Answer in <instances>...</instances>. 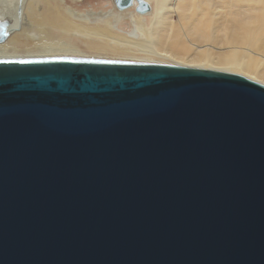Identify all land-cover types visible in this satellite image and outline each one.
Returning <instances> with one entry per match:
<instances>
[{
	"label": "water",
	"instance_id": "95a60500",
	"mask_svg": "<svg viewBox=\"0 0 264 264\" xmlns=\"http://www.w3.org/2000/svg\"><path fill=\"white\" fill-rule=\"evenodd\" d=\"M0 264H264V85L0 57Z\"/></svg>",
	"mask_w": 264,
	"mask_h": 264
},
{
	"label": "bare ground",
	"instance_id": "6f19581e",
	"mask_svg": "<svg viewBox=\"0 0 264 264\" xmlns=\"http://www.w3.org/2000/svg\"><path fill=\"white\" fill-rule=\"evenodd\" d=\"M83 1L0 0V57L171 63L264 85V0H106L90 7L99 13Z\"/></svg>",
	"mask_w": 264,
	"mask_h": 264
},
{
	"label": "rangeland",
	"instance_id": "374dc122",
	"mask_svg": "<svg viewBox=\"0 0 264 264\" xmlns=\"http://www.w3.org/2000/svg\"><path fill=\"white\" fill-rule=\"evenodd\" d=\"M106 0H84L82 2V5L81 6H78V8H82V9H87V8H90L91 6H94V5H97V3L100 4V2H105ZM106 2H110V0H107ZM112 8V7H111ZM110 8V9H111ZM92 8H90L89 10H91ZM80 12V11H78ZM93 12V11H92ZM83 13H86V12H83ZM96 13H99V12H96ZM91 55V54H90Z\"/></svg>",
	"mask_w": 264,
	"mask_h": 264
},
{
	"label": "flooded vegetation",
	"instance_id": "af4514ba",
	"mask_svg": "<svg viewBox=\"0 0 264 264\" xmlns=\"http://www.w3.org/2000/svg\"><path fill=\"white\" fill-rule=\"evenodd\" d=\"M110 9V7L107 9V10H109ZM107 10H105V11H107ZM93 10H88V11H86V12H92ZM104 11V12H105ZM93 12H102V11H93Z\"/></svg>",
	"mask_w": 264,
	"mask_h": 264
}]
</instances>
